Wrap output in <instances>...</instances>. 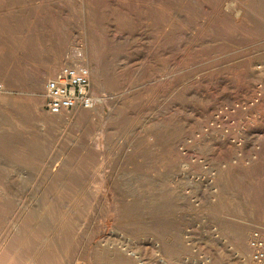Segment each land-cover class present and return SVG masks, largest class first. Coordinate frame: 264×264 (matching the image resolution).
Wrapping results in <instances>:
<instances>
[{"label": "rangeland", "instance_id": "rangeland-1", "mask_svg": "<svg viewBox=\"0 0 264 264\" xmlns=\"http://www.w3.org/2000/svg\"><path fill=\"white\" fill-rule=\"evenodd\" d=\"M0 87V264H256L264 0H0Z\"/></svg>", "mask_w": 264, "mask_h": 264}, {"label": "built area", "instance_id": "built-area-1", "mask_svg": "<svg viewBox=\"0 0 264 264\" xmlns=\"http://www.w3.org/2000/svg\"><path fill=\"white\" fill-rule=\"evenodd\" d=\"M45 96V108L52 115L71 112L77 108L91 110L98 104L90 71L82 64L63 67L46 83ZM253 248L256 264H263L264 240L255 242Z\"/></svg>", "mask_w": 264, "mask_h": 264}, {"label": "bare ground", "instance_id": "bare-ground-1", "mask_svg": "<svg viewBox=\"0 0 264 264\" xmlns=\"http://www.w3.org/2000/svg\"><path fill=\"white\" fill-rule=\"evenodd\" d=\"M86 43H83V46H85V49L83 50V54H87V55H89V57H90V60H91V64H93V67L94 68H92V71L93 72H95L96 74H99V73H102V67H101V59H100V55H101V53H99V49H98V43L95 41V40H86L85 41ZM82 47V46H81ZM83 48V47H82ZM101 52V51H100ZM77 54V53H76ZM102 56V55H101ZM94 62V63H93ZM90 64V65H91ZM47 68H49V70L48 71H50V72H55V70L57 69L56 67H49V66H47ZM54 78V77H53ZM52 78V79H53ZM100 88H102L103 89V86L101 85V84H99V89ZM98 102H99V100H98ZM100 103V105L102 104V101H100L99 102ZM78 109V108H77ZM82 109V108H81ZM101 112V108L100 109H98V110H96L95 112H93V114L94 113H100ZM63 113H68V112H63ZM63 113H61V114H63ZM91 115V116H94V115ZM60 115V114H59ZM256 261V260H255ZM257 263V262H256Z\"/></svg>", "mask_w": 264, "mask_h": 264}]
</instances>
